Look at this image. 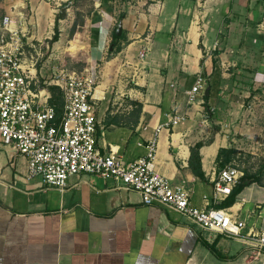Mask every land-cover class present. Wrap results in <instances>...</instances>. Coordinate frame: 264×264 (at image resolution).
I'll return each instance as SVG.
<instances>
[{
	"label": "crops",
	"instance_id": "1",
	"mask_svg": "<svg viewBox=\"0 0 264 264\" xmlns=\"http://www.w3.org/2000/svg\"><path fill=\"white\" fill-rule=\"evenodd\" d=\"M17 3L0 5L6 13ZM22 4L34 82L51 91L57 65L49 58L38 68L42 56L31 53L35 41L50 37L52 28L46 35L37 29L48 3ZM78 15L83 24L75 34H85V68L97 77L101 152L132 162L147 155L155 137L154 170L188 188L193 206L233 211L246 222L243 234L264 231V184H250L232 206H223L227 197L217 201L213 183L230 163L218 159L220 148H232L219 114L221 88L236 72L264 71V0H94L90 12ZM67 16L72 28L77 16ZM120 24L121 49L113 51ZM198 73L207 85L191 104L187 91ZM175 113L185 119L167 125ZM200 141L203 176L190 165L191 148ZM119 185L82 173L61 190L30 176L27 158L0 142V264H264V249L253 242L203 228L166 205H146L139 191Z\"/></svg>",
	"mask_w": 264,
	"mask_h": 264
},
{
	"label": "built area",
	"instance_id": "2",
	"mask_svg": "<svg viewBox=\"0 0 264 264\" xmlns=\"http://www.w3.org/2000/svg\"><path fill=\"white\" fill-rule=\"evenodd\" d=\"M22 3L0 16V142L12 145L27 158L29 175L39 176L61 190L68 186L71 176L82 173L116 179L119 188L139 191L146 205H166L203 228L251 241L264 249V231L243 234L246 222L238 214L227 208L193 206L188 188L154 170L158 146L155 137L147 144V155L132 162L115 153L101 152L94 101L97 77L89 68L82 72L59 66L53 69L48 85L58 86L63 99L62 114L57 115L50 103L51 91L34 82L36 60L26 56L27 31L20 26L25 20L19 9L25 8ZM32 47L41 57L36 46ZM145 56L146 52L140 53L141 58ZM206 85V76L198 73L187 91L188 102H196ZM169 118L167 125L185 119L179 113ZM242 175L243 171L235 166L222 168L213 178L215 199L230 195Z\"/></svg>",
	"mask_w": 264,
	"mask_h": 264
},
{
	"label": "rangeland",
	"instance_id": "3",
	"mask_svg": "<svg viewBox=\"0 0 264 264\" xmlns=\"http://www.w3.org/2000/svg\"><path fill=\"white\" fill-rule=\"evenodd\" d=\"M4 0H0L1 2ZM16 2H26V0H15ZM47 8L42 10L43 20L37 29L46 35L47 31H52L50 37L35 41L37 51L42 53V58L38 61L39 68L45 60L51 58L52 64L65 67L69 70L82 72L85 69L86 48L84 45L85 34L71 35V28L68 21L61 17V8L67 6L66 12L72 16L78 13L85 14L92 10L94 0H45ZM67 2V5H64ZM50 6V7H49ZM22 9V8H21ZM25 9V8H24ZM27 9V8H26ZM4 10L0 5V16ZM29 15L32 12L29 11ZM60 16L59 29L60 37L63 41L61 45L51 42L54 35L55 18ZM54 21L50 24V19ZM260 25V30L264 34V22ZM82 30L78 28L77 30ZM63 33V35L61 34ZM59 41V40H58ZM36 56V51L31 50ZM244 72H236L230 78V85L222 87L220 113L223 119L226 118L225 128L231 137L233 152L230 153V163L243 171L258 173L264 184V71L257 72L245 69ZM50 74V72H49Z\"/></svg>",
	"mask_w": 264,
	"mask_h": 264
},
{
	"label": "trees",
	"instance_id": "4",
	"mask_svg": "<svg viewBox=\"0 0 264 264\" xmlns=\"http://www.w3.org/2000/svg\"><path fill=\"white\" fill-rule=\"evenodd\" d=\"M67 5V2L64 4ZM59 19L60 16L57 15L56 20H55V26H54V35L52 37L51 42H55L59 40L60 37V29H59ZM78 24L82 25L83 20L80 18L78 15L74 24L72 25L71 28V35H74ZM122 35H118L117 31L115 30L113 32V39H112V46L115 48L113 51H118L121 49L120 45H117L116 40L121 38ZM219 51H216V54H218ZM216 62V59L214 58V63ZM52 91V98L50 99V103L56 107L57 110V115L60 117L63 111V99L60 93V88L58 86H51L50 87ZM209 95H205V99H208ZM205 144L204 141L198 142L195 146L191 148V157H190V165L195 171V173L199 176H203V171H202V165H201V155H200V149L201 147ZM233 148H220L219 154H218V159L220 160L223 156H225L224 159V164L228 163L231 158H230V153L233 152ZM228 155H225L227 154ZM257 182L261 183V177L259 176L258 173H250L248 171H244L243 175L239 178L237 184L234 186L232 193L227 196V198L221 203L223 206H232L236 201L238 195L243 191V189L250 184Z\"/></svg>",
	"mask_w": 264,
	"mask_h": 264
},
{
	"label": "water",
	"instance_id": "5",
	"mask_svg": "<svg viewBox=\"0 0 264 264\" xmlns=\"http://www.w3.org/2000/svg\"><path fill=\"white\" fill-rule=\"evenodd\" d=\"M66 8L67 6H64L63 8H61V17L65 18L67 13H66ZM122 31V25L120 24L118 29H117V34L120 35ZM206 94H208V90L206 91Z\"/></svg>",
	"mask_w": 264,
	"mask_h": 264
}]
</instances>
